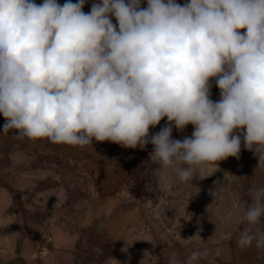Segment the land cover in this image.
Listing matches in <instances>:
<instances>
[{"label":"clouds","instance_id":"9594fccd","mask_svg":"<svg viewBox=\"0 0 264 264\" xmlns=\"http://www.w3.org/2000/svg\"><path fill=\"white\" fill-rule=\"evenodd\" d=\"M85 3L0 0V137L151 144L157 173L180 182L239 159L243 143L258 163L235 243L264 253V0H93L88 13ZM188 125L190 137H173ZM160 255L214 264L198 248Z\"/></svg>","mask_w":264,"mask_h":264},{"label":"rangeland","instance_id":"374dc122","mask_svg":"<svg viewBox=\"0 0 264 264\" xmlns=\"http://www.w3.org/2000/svg\"><path fill=\"white\" fill-rule=\"evenodd\" d=\"M92 3L86 0L85 13ZM211 93L219 100L214 84ZM192 131L173 128V137ZM152 148L0 137V264H166L160 253L169 246L182 254L198 248L214 264H264V253L241 252L235 243L254 154L242 143L239 159L208 164L192 182H180L170 169L157 173Z\"/></svg>","mask_w":264,"mask_h":264}]
</instances>
